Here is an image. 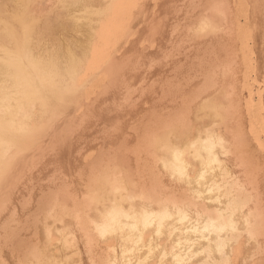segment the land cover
<instances>
[{"label":"bare ground","instance_id":"obj_1","mask_svg":"<svg viewBox=\"0 0 264 264\" xmlns=\"http://www.w3.org/2000/svg\"><path fill=\"white\" fill-rule=\"evenodd\" d=\"M0 264H264V0H0Z\"/></svg>","mask_w":264,"mask_h":264}]
</instances>
